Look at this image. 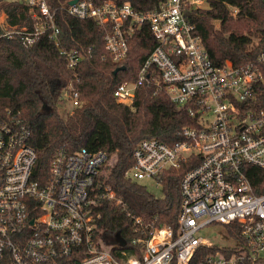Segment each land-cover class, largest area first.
I'll list each match as a JSON object with an SVG mask.
<instances>
[{"label": "built area", "instance_id": "1", "mask_svg": "<svg viewBox=\"0 0 264 264\" xmlns=\"http://www.w3.org/2000/svg\"><path fill=\"white\" fill-rule=\"evenodd\" d=\"M20 1L32 11V28H8L3 14L0 36L18 34L28 47L48 34L59 45L56 10L48 0ZM69 1L64 7L68 14L106 28L105 49L116 63L126 59L138 30L148 28L156 40L137 79L115 88L119 103L132 106L139 85L146 82L198 118L197 126L183 127V138L173 144L156 137L141 140L125 175L162 187L166 170L195 164L180 181L176 229L135 217L136 230L147 231L131 240L139 251L119 249L128 241L122 246L101 237L92 212L106 151L60 147L40 180L29 126L16 116L0 118V264H190L201 245L220 247L204 264H264V192L256 191L244 170L245 164L264 169V51L250 61L230 58L215 64L185 14L208 0ZM61 53L75 71L82 53ZM79 79L75 71L61 90L66 112L82 104ZM106 196L122 202L111 190ZM228 223L240 226L241 238L229 236ZM211 224L223 225L231 242L219 244L199 234Z\"/></svg>", "mask_w": 264, "mask_h": 264}, {"label": "trees", "instance_id": "2", "mask_svg": "<svg viewBox=\"0 0 264 264\" xmlns=\"http://www.w3.org/2000/svg\"><path fill=\"white\" fill-rule=\"evenodd\" d=\"M68 1L48 0L56 10L59 45L48 34L28 47L18 34L0 36V118L16 116L29 126V143L38 152L35 175L40 180L46 178L60 147L74 151L86 146L106 151L104 168L109 170L94 192L92 212L97 232L109 242L120 233L128 244L119 249L138 252L140 246L131 240L147 231L136 230L134 218L176 229L180 181L195 163L189 161L166 170L162 193L157 196L141 181L125 175L134 166L133 150L141 140L151 137L173 144L183 138V127L197 126L198 118L191 116L186 106L172 102L166 92H155L146 82L139 85L132 106L119 103L113 94L115 88L123 81L137 79L156 40L148 28L138 30L130 41L128 56L116 63L105 49L106 28L93 19L68 14L64 9ZM0 14L6 15L8 28L33 26L32 11L20 0H0ZM185 14L215 64L230 58L250 61L264 51V0H208L207 7H189ZM3 28L0 22V32ZM62 49H77L83 55L75 69L80 75L77 87L82 104L65 113L60 93L75 71L68 67ZM260 90V103L264 105V83ZM244 170L256 191L264 192V169L245 164ZM108 190L122 202L108 198ZM224 226L230 237L241 238L238 224ZM218 249V245H201L190 264H204L205 258Z\"/></svg>", "mask_w": 264, "mask_h": 264}, {"label": "rangeland", "instance_id": "3", "mask_svg": "<svg viewBox=\"0 0 264 264\" xmlns=\"http://www.w3.org/2000/svg\"><path fill=\"white\" fill-rule=\"evenodd\" d=\"M208 3L205 4L204 7H207ZM3 14H0V16H2ZM62 112H66L65 109H62ZM109 169L104 168V174L102 176V180L105 178V175H107L106 173L108 172ZM105 180V179H104ZM143 184L147 185V187L149 188L150 191H152L154 194H156L157 196H160L162 191H161V186L157 185L156 183H154L153 181L150 180H144L141 181ZM223 225L221 224H211L208 227H204L202 229H200L199 234L202 235L203 237H205L206 239H208L209 241L212 242H217L219 244H224V243H230L231 240L229 238H227L224 234H223Z\"/></svg>", "mask_w": 264, "mask_h": 264}, {"label": "water", "instance_id": "4", "mask_svg": "<svg viewBox=\"0 0 264 264\" xmlns=\"http://www.w3.org/2000/svg\"><path fill=\"white\" fill-rule=\"evenodd\" d=\"M77 0H70L69 2L70 3H74L76 2ZM120 70V67L119 68H116L114 73H117L118 71ZM115 241L120 243L122 246L126 245L127 244V240L120 234V233H117L116 236H115Z\"/></svg>", "mask_w": 264, "mask_h": 264}]
</instances>
